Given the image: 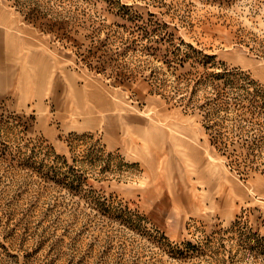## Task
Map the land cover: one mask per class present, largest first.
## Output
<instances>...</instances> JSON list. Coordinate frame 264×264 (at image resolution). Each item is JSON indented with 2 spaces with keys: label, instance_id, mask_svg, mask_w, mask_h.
I'll use <instances>...</instances> for the list:
<instances>
[{
  "label": "rangeland",
  "instance_id": "374dc122",
  "mask_svg": "<svg viewBox=\"0 0 264 264\" xmlns=\"http://www.w3.org/2000/svg\"><path fill=\"white\" fill-rule=\"evenodd\" d=\"M2 1L0 264H264V0Z\"/></svg>",
  "mask_w": 264,
  "mask_h": 264
},
{
  "label": "crops",
  "instance_id": "0c3cea01",
  "mask_svg": "<svg viewBox=\"0 0 264 264\" xmlns=\"http://www.w3.org/2000/svg\"><path fill=\"white\" fill-rule=\"evenodd\" d=\"M13 19L6 4L0 0V95L13 98L19 93L30 99L31 93L44 91L43 85L34 91L28 69L22 66L21 40L12 32ZM27 54L25 55V59Z\"/></svg>",
  "mask_w": 264,
  "mask_h": 264
}]
</instances>
